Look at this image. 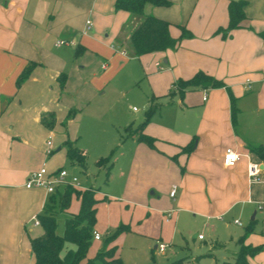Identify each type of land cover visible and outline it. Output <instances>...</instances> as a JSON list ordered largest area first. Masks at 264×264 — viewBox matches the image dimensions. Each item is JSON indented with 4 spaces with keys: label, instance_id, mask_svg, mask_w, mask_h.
Wrapping results in <instances>:
<instances>
[{
    "label": "crops",
    "instance_id": "1",
    "mask_svg": "<svg viewBox=\"0 0 264 264\" xmlns=\"http://www.w3.org/2000/svg\"><path fill=\"white\" fill-rule=\"evenodd\" d=\"M97 1L0 0V264H33L30 238L42 232L33 219L42 212L49 194L41 187L26 188L27 177L42 166L56 170L53 163L60 166L68 160L67 141L83 150L87 159L90 143L76 145L78 110L101 93L111 62L119 57L123 62L151 56L167 63L163 66L155 60L148 73L155 86L150 99L160 101L143 133L154 138V146L126 137L127 153H119L110 163L113 167L123 161L118 182L138 207L125 217L128 224L118 221L115 213L110 226L120 222L131 231L133 216L138 228L154 222L161 231H173L177 221L190 218L204 225L246 220L252 232L245 235V228L239 233L237 249L224 262L231 264L241 236L245 235V245L264 244V182L251 181L247 173L248 163L257 162L264 180V161L249 150L264 143V39L258 34L264 29V0H245L246 18L226 36L216 30L228 22L229 0L147 3L145 12L169 20L173 36L181 33L180 25L190 35L182 37L175 48L140 56L131 54L128 46L129 13L111 5L96 13ZM87 19L92 21L89 29L85 28ZM57 39L64 42L56 45ZM28 65V74L17 85L18 75ZM198 70L221 79L228 89L195 88L183 95L173 90V82L188 79ZM247 78L250 87H246ZM229 92L237 108L234 116ZM71 109L75 114L67 119ZM92 133L93 144L103 150L101 142L108 130ZM48 139L52 143L49 154ZM228 147L241 154L233 166L223 163ZM98 152L96 163L105 156ZM80 185L95 189L96 222L100 224L98 204L106 201L108 208L111 196L94 186ZM79 205L73 195L68 211L77 213ZM258 223L259 232L254 230ZM90 251V256L97 252ZM248 262L264 264V248L248 257Z\"/></svg>",
    "mask_w": 264,
    "mask_h": 264
},
{
    "label": "rangeland",
    "instance_id": "2",
    "mask_svg": "<svg viewBox=\"0 0 264 264\" xmlns=\"http://www.w3.org/2000/svg\"><path fill=\"white\" fill-rule=\"evenodd\" d=\"M114 2L115 0H98L95 12H104L110 5L114 6ZM120 60L119 57L110 63L109 75L102 83L101 93L78 110L76 145L81 147L84 142H88L92 147L85 165L82 167L72 164L67 159L60 164L69 171L70 176H75L79 183L99 188L111 196L108 208L105 207L106 201L98 204L102 218L100 224L96 222V226L102 239L92 241L88 250L89 256L90 250L97 251L103 245L107 230L113 232L120 222L126 221L125 217H130L134 207L135 210L138 208L135 203L130 202L132 198L123 193V188L118 182L119 166H123V161H116L113 167L110 163L119 153H127L128 148L123 144L128 133L126 127L131 125L137 128L149 107L155 86L148 73L152 71L154 61L159 60L163 66L167 65L163 58L155 56L131 57L123 62ZM159 101L152 100L154 104H159ZM102 128L107 129L108 133L101 142L103 150H99V147L93 144L95 142L92 141V131ZM98 151H103L104 157L110 156L101 167L96 163L98 157L94 158L96 153H100ZM53 164L52 167L57 169L59 165ZM75 204L73 198L72 208ZM115 213L120 222L114 227L110 226V223ZM65 215L64 212L57 211L55 216L59 234L63 232ZM135 219L133 216L132 222L129 223L131 231L121 232L115 239L117 252L125 264H225L224 262L231 260L226 256H230L237 249L235 240L247 225L246 220H241L238 225L228 220H225V223L204 225L202 221L190 218L177 221L173 231L166 228L161 231L159 223L155 226L154 222H148L144 228H138L139 223ZM125 224H128V221ZM260 229L261 224H255L254 230L259 232ZM195 234H201L204 239H198L197 236L194 238ZM231 237L234 240H231ZM156 239L166 245L163 251L154 248Z\"/></svg>",
    "mask_w": 264,
    "mask_h": 264
},
{
    "label": "trees",
    "instance_id": "3",
    "mask_svg": "<svg viewBox=\"0 0 264 264\" xmlns=\"http://www.w3.org/2000/svg\"><path fill=\"white\" fill-rule=\"evenodd\" d=\"M164 4L168 0H115V9L126 10L129 13V22L132 26L128 35V46L131 54L140 56L147 52L175 48L182 37L189 36L190 31L184 25L181 26V33L173 36L169 27L171 22L163 17L146 13L145 4ZM245 0H229L227 3L228 22L226 26L219 27L216 32L221 35H229L231 30L242 25L246 18L244 6ZM264 39V29L258 31ZM31 65L26 66L17 77V85L28 74ZM60 83L63 84L62 75H59ZM173 90L179 95H183L185 90L206 87L227 86L221 79L203 71L198 70L188 79H177L173 82ZM228 89V88H227ZM170 91L169 93H174ZM230 93V92H229ZM231 100L233 99L230 93ZM159 104H154L150 99L149 107L140 125L131 130L127 127V137H136L138 141L153 147L154 138L143 133V127L156 111ZM232 114L236 113V105L232 100ZM75 114V109L67 113V119ZM67 158L70 163L84 166L86 163L85 152L71 142H66ZM189 146L183 148L187 149ZM250 152L254 153L259 159L264 161V143L257 146H250ZM110 156L100 158L97 164L103 165ZM76 195L79 200V210L77 213L68 211L71 198ZM96 204L95 189L87 188L77 190L72 186H65L49 194L47 204L41 213L37 215L42 232L40 235L30 238V247L33 253V264H125L116 254L117 246L113 244L119 233L126 231V225L120 224L113 232H106L103 247L93 256L88 255L89 247L93 241V230L96 223ZM64 212L63 232H57L56 213ZM251 226L245 229V235L251 233ZM245 235L238 240L239 249L231 264H249L248 257L254 256L263 250L264 244L250 246L244 244Z\"/></svg>",
    "mask_w": 264,
    "mask_h": 264
},
{
    "label": "built area",
    "instance_id": "4",
    "mask_svg": "<svg viewBox=\"0 0 264 264\" xmlns=\"http://www.w3.org/2000/svg\"><path fill=\"white\" fill-rule=\"evenodd\" d=\"M92 25V21L90 19L86 20L85 28L89 29ZM63 39H57L55 44L59 45L63 43ZM158 64V62H156ZM246 87L249 86V78L246 79ZM207 97V93H203V98L205 99ZM52 149V143L51 140L48 139L46 142V153H51ZM241 154L238 153L233 148H226L224 152L223 157V163L225 166H233L238 160H240ZM247 173L251 181L259 182L262 180L259 176L260 173V167L257 162H250L248 163L247 167ZM25 187L26 188H32V187H41L46 190L48 194L54 193L59 188H64L65 186H72L73 188L77 190H85L86 188L82 187L80 183L78 182L77 178L75 176H70L69 172L66 170V168H58L53 171H48L45 166L40 167L37 171L32 172L25 181ZM176 192L175 186H173L170 190V196L173 198ZM237 224H240L238 220L234 221ZM34 225H39L38 218L33 219ZM93 239L94 240H100L101 235L99 232H97L95 229L92 232ZM198 238L202 239L203 236L201 234H198ZM157 248L160 251H163L166 248V245L164 243H157Z\"/></svg>",
    "mask_w": 264,
    "mask_h": 264
},
{
    "label": "water",
    "instance_id": "5",
    "mask_svg": "<svg viewBox=\"0 0 264 264\" xmlns=\"http://www.w3.org/2000/svg\"><path fill=\"white\" fill-rule=\"evenodd\" d=\"M195 237V236H194Z\"/></svg>",
    "mask_w": 264,
    "mask_h": 264
}]
</instances>
